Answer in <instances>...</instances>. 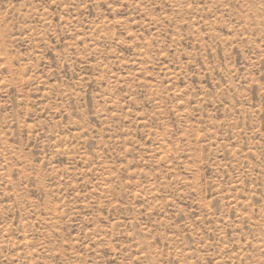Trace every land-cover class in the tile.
Returning <instances> with one entry per match:
<instances>
[{
    "label": "rangeland",
    "instance_id": "1",
    "mask_svg": "<svg viewBox=\"0 0 264 264\" xmlns=\"http://www.w3.org/2000/svg\"><path fill=\"white\" fill-rule=\"evenodd\" d=\"M0 264H264V0H0Z\"/></svg>",
    "mask_w": 264,
    "mask_h": 264
}]
</instances>
